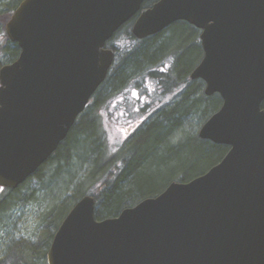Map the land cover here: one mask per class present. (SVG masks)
<instances>
[{"label":"water","instance_id":"1","mask_svg":"<svg viewBox=\"0 0 264 264\" xmlns=\"http://www.w3.org/2000/svg\"><path fill=\"white\" fill-rule=\"evenodd\" d=\"M24 0L7 23L19 58L0 68V190H17L66 141L105 83L115 34L145 40L178 22L201 31L190 74L223 104L199 138L229 147L207 172L96 218L82 197L48 264H264V0Z\"/></svg>","mask_w":264,"mask_h":264},{"label":"rangeland","instance_id":"2","mask_svg":"<svg viewBox=\"0 0 264 264\" xmlns=\"http://www.w3.org/2000/svg\"><path fill=\"white\" fill-rule=\"evenodd\" d=\"M9 1L12 0H0V10L8 8L4 6L10 3ZM197 34L195 29L187 26L185 22H180L163 36L160 53L156 58L161 61L159 65H155L157 68L151 74L143 75L145 68L142 69L138 76L129 78L116 92L112 91L114 83L108 82L91 100L87 116L80 117L79 133L81 130L95 128V123L101 124L106 144L102 158L109 169L115 162L114 166L122 171V176L125 177L135 171L138 164H145L143 171H137L136 178L133 179L142 185L139 190L136 189L138 193H158L163 190L168 180L175 177L179 179V174L191 180L207 172L219 161L212 154V149L204 143L206 141L197 137L202 126L197 129L195 125L192 127L189 121L182 124L173 122L181 109L174 104L180 101L184 90H195V86L191 84L196 83L195 81H189L188 85L180 81L184 80V76L187 78L186 75L190 72L189 77L203 58L190 47ZM143 44L144 41H134L125 33L115 38L112 45L118 54L117 67L125 65L127 52H132L139 46L138 50L142 46L145 48L147 44ZM0 61L7 64L8 59L1 58ZM170 73L174 76L176 74L178 78L175 76L171 79L168 77ZM174 80L179 82L172 87ZM133 92L137 95L133 96ZM162 113L167 115L165 120L171 116L170 124L160 125L163 118L156 120L157 115ZM119 125H123L124 129L118 127ZM143 128V132H140ZM126 131L127 134H134L122 145ZM132 139L134 142L131 143ZM77 151L80 152V149ZM98 166L96 176L83 183L82 189L85 191L92 192L96 186L95 182H98L106 171L103 164ZM102 166L103 173L99 172ZM54 167H57L55 161L40 175L31 177L19 190H14V193L7 194L6 189L0 190V264H48L47 254L57 232L53 218L56 219L60 212L56 211V199L58 204L63 205L74 194V189L64 190L63 184H66L67 174L63 168L55 171V176L60 177L58 181H48L55 178L50 174ZM75 172L76 169H72L71 176ZM76 175L75 183L79 182V178H84L81 171ZM44 179L47 180L45 183Z\"/></svg>","mask_w":264,"mask_h":264},{"label":"trees","instance_id":"3","mask_svg":"<svg viewBox=\"0 0 264 264\" xmlns=\"http://www.w3.org/2000/svg\"><path fill=\"white\" fill-rule=\"evenodd\" d=\"M13 1L15 0L9 1L11 5L13 4ZM10 14L11 12L9 13L5 12L4 17L0 16V23L2 25L5 26L8 19L10 18ZM179 23L180 22L175 23L174 25H172L171 27H169L168 29H166L165 31L161 32L158 35L142 40L144 41L143 45L147 44L146 47L143 48L142 46V48L138 50V48L140 47L139 46L137 49H134L132 52H127L124 60L125 65L117 67L118 54L116 50L115 64L112 67L104 85L107 84L108 82L114 83L112 91L116 92L119 90L118 88H120L121 85H124L128 81L129 78L138 76L142 69L145 68L143 75L151 74L152 71L155 68H157V66L155 67V65H159L161 61V59L158 58L159 59L158 60L156 58L159 56L158 54L160 53L159 47L161 46L160 44L163 43V39H162L163 36L165 35V33L172 31L177 25H179ZM132 24L133 21L127 23L124 27H122L120 31L116 33L114 38L108 43V46L110 48L116 49L112 45V41L115 38H117L119 35H121V33H125V35L129 36L130 39L140 42L141 40H137L132 35L131 32ZM186 25L194 29V27L190 26L189 24L186 23ZM195 31L198 32L197 38L191 43L190 47H192L194 50L199 52L200 55H202L203 57L204 52L199 37L200 32L196 29ZM1 48L2 46L0 47V52L2 51ZM9 51H11L12 54L16 53V49L13 45L7 46L4 53ZM7 59H8L7 63H11L16 60V58H13V55ZM2 63L3 62L0 61V67L4 65ZM189 73H187L186 75L187 78L184 76L183 78L184 80L180 82L186 85L190 84L189 81L191 80L189 79L190 76L188 77ZM175 76L176 78H178L176 74ZM175 76L174 74L171 73L168 75V77H171V79H173V77L175 78ZM122 78L123 80H121ZM119 80L122 82H119ZM178 82L179 81L174 80V82L171 84L172 87L177 85ZM195 82L196 83H191L195 86V90L192 92H188V91L184 92L185 91L184 90L180 101H177L174 104L176 105V107H180L181 109H180V114H177L178 116L175 115L174 120L176 121L173 122L182 124L185 122L187 123L189 121L192 127L195 125L196 128L198 129L199 126H203L204 123L221 108L223 104V100L221 96L218 94L212 97H207L204 93L205 82L202 80H196ZM102 87L100 88V90L103 89ZM90 108L88 107V109L81 116V118L83 116L84 117L87 116L86 114ZM262 108L264 109V103L262 104ZM165 114L166 113L157 115L158 117H156L157 118L156 120H159L160 118L164 119L167 116ZM81 118L78 120L74 128L69 133L66 141L60 145L57 153L46 164H44L39 169V171L34 175V177L40 175V173H42V171L45 168H47L49 164L55 161V165L57 167H54L50 174L55 176V171L59 170V168H63L65 174H67L66 184L65 183L63 184L65 186L64 190L74 189V194L71 197H69L68 199L69 201H67L65 204L63 205L58 204V199H56L58 206V209H56V211L58 212L60 210V212L56 219L55 217L53 218L55 222L54 223L55 231L59 229L61 222L68 215V213L75 206V204L85 195H91L96 198V218L98 220H103L111 217H117L125 208L135 206L136 204H138L139 202H141L146 198L156 197L157 195L162 193L168 187V185H170V183H172L173 181H181V182L190 181V179H186L183 176V174H179L180 175L179 179H176L175 177L172 178L171 180H168L163 190L159 191L158 193L155 192L148 194L138 193L136 189L139 190V188H141L142 185L139 184L140 182L136 183L135 181H133V179L136 178L135 175L137 171H141V172L143 171L144 169L143 167L145 166V164H140V165L138 164L137 167L135 168V171L128 173L125 177L122 176V171L116 169V167L114 166L115 162L111 164L112 167L110 166L111 168L109 169L102 158L103 152L106 149V144L103 139V131L100 126L101 124L95 123L98 130L96 129V127L95 128L91 127V129H88L87 131L81 130V133H79L78 129L80 128L79 126L81 123ZM160 121H163L160 125L164 123L170 124L172 121L171 116L167 117L166 120L164 119ZM153 123L154 122H152V124ZM152 124H150V126ZM143 130L144 128L141 129L140 132H143ZM197 137L198 139H200L198 135ZM132 142H134V139H132L131 143ZM204 143H206L212 149V154L219 159L217 163H219L229 151V147L224 145H216L209 141H206ZM79 149L80 152L77 151ZM97 161H99V163H97ZM77 162H79L80 164L78 165ZM217 163L215 162L213 165ZM99 164H103L104 166V168L103 166L101 167V170H99V172L103 173L102 168L105 169L106 171L99 178L98 182H95L96 186L95 189L92 190V192L91 191L89 192L87 190L85 191L84 189H82L83 183H85L86 181L87 182L91 181V177L96 176V174L98 173L97 167H99L98 166ZM76 165H78L77 168H75ZM72 169H76V172L72 173L71 176ZM79 171H81L82 174L84 173V178L81 179L79 178V182L75 183V179L77 177L76 174H78ZM59 178L58 176H55L54 179L51 178L48 181L55 182V180L58 181ZM46 181L47 180L44 179L43 183H45ZM114 182H116L115 185ZM20 188H18L17 190H19ZM6 191H8L7 194L15 192L14 190H6ZM3 199L6 201L5 198ZM3 203H1V206L3 205ZM56 211L54 212L57 213ZM43 255L46 257L45 253Z\"/></svg>","mask_w":264,"mask_h":264},{"label":"flooded vegetation","instance_id":"4","mask_svg":"<svg viewBox=\"0 0 264 264\" xmlns=\"http://www.w3.org/2000/svg\"><path fill=\"white\" fill-rule=\"evenodd\" d=\"M24 0H15V1H13V4L11 5L10 3L9 4H6L4 7H8V8H4L3 10H0L1 11V13H0V16H5V12H11V14H10V18L8 19V21H7V23L10 21V19L12 18V16H13V14L15 13V11L19 8V6L21 5V3L23 2ZM160 0H146L144 3H143V5H142V9H148V8H152L156 3H158ZM7 23L5 24V26L4 25H2L1 23H0V47L2 46V48H1V52H0V58H5V59H7V58H9V57H11L12 55H13V58H16V60L19 58V56H20V53H21V49H20V47H19V45L17 44V43H14V42H12L10 39H9V37H8V35H7V31H6V27H7ZM195 29V28H194ZM14 46L15 47V49H16V53H14V54H12V52L11 51H9V52H6V53H4L5 52V50H6V47L7 46ZM115 50V52H116V49H114ZM4 53V54H3ZM15 60V61H16ZM14 61V62H15ZM11 63H13V62H11ZM11 63H7V64H11ZM5 65V64H4ZM3 66V65H2ZM1 68V67H0ZM98 93V92H97ZM97 95V94H96ZM95 95V96H96ZM126 100V99H125ZM99 101L100 100H98V105H99ZM121 102H124V101H121ZM89 105H90V103H89ZM89 105H88V107H89ZM88 107H87V109H88ZM118 127H120L122 130L124 129V126L122 125V126H118ZM129 129V128H128ZM132 134H134V133H128L127 134V131L125 132V136H124V138H123V140L121 141V144L123 143H126L129 139H130V136L132 135ZM122 144V145H123ZM51 159V158H50ZM49 159V160H50Z\"/></svg>","mask_w":264,"mask_h":264},{"label":"snow or ice","instance_id":"5","mask_svg":"<svg viewBox=\"0 0 264 264\" xmlns=\"http://www.w3.org/2000/svg\"><path fill=\"white\" fill-rule=\"evenodd\" d=\"M137 94L135 92H133V96H136Z\"/></svg>","mask_w":264,"mask_h":264}]
</instances>
